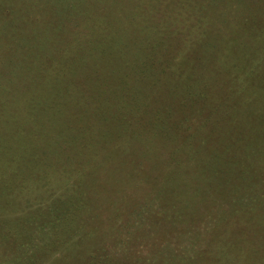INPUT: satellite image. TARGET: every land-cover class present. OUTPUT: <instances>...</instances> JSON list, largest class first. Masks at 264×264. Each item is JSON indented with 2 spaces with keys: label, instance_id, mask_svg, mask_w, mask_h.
Returning <instances> with one entry per match:
<instances>
[{
  "label": "trees",
  "instance_id": "obj_1",
  "mask_svg": "<svg viewBox=\"0 0 264 264\" xmlns=\"http://www.w3.org/2000/svg\"><path fill=\"white\" fill-rule=\"evenodd\" d=\"M142 1L0 0V264H196L200 259L201 245L193 239L181 249H169V240L154 242L140 253L129 237L138 232L132 226L147 217L171 222L172 215L151 211L154 198L159 201L174 185V167L144 192L151 198L125 206L121 196L151 183L141 174L150 155L164 148L172 157L189 144L192 121L184 113L175 117L174 108L221 111L211 95L216 109L205 102L204 79L217 57L207 30L220 28L209 21L215 18L208 13L213 5L240 12L236 35L219 34L223 45L233 47L224 55L230 62L223 96L237 90V70H250L246 79L264 74V0H176L190 15L176 22L180 13L157 9L152 20L144 19ZM197 22L207 30L194 34L190 27ZM257 78L240 87L244 103L264 96V79ZM158 81L169 98L145 103ZM209 117L204 114L198 124L216 128ZM247 117L264 121V105ZM225 123L232 128L231 118ZM245 134L229 146L239 140L243 148L264 150L263 138ZM191 153L203 159L196 149ZM212 157L219 160L217 153ZM207 169L213 177L220 171L210 163ZM178 194L171 203L177 201L180 214L187 215L192 199ZM262 195L253 194L248 204L260 203ZM248 264L264 260L248 257Z\"/></svg>",
  "mask_w": 264,
  "mask_h": 264
},
{
  "label": "rangeland",
  "instance_id": "obj_2",
  "mask_svg": "<svg viewBox=\"0 0 264 264\" xmlns=\"http://www.w3.org/2000/svg\"><path fill=\"white\" fill-rule=\"evenodd\" d=\"M165 2L168 3V8H166ZM142 6L144 8L142 10L145 13L144 19L148 17L149 21L152 20V12L155 9L169 16H173L172 13L177 11L182 16L175 22L190 18V15L186 14L188 9L183 7L184 11H182L176 0H163L162 4L161 0H143ZM238 8L246 9L242 5ZM233 9L235 8L233 7ZM209 10L208 13L215 17H211L210 23L220 28L210 32L207 27L205 28V26L197 22L190 27V30L194 34L207 30V35L210 38L209 42L215 41V47H213L216 50L213 53L217 57H213L211 65L207 69L209 71L208 78L204 79V85H207L205 93L207 100H204L205 102L207 101L206 104L209 108L211 106L210 109L215 110L216 107H214L212 100L208 97L211 95L213 101L215 100L216 103H219L218 106L221 111L215 114L210 112L206 106H201L202 109L199 111L191 110L187 105L180 109L174 108L175 117L184 113L189 121H192L191 127L187 131V133H190L189 144H183L179 148L178 153L172 157L165 154L164 148L150 155V160H147L148 165L144 167L145 170H142L141 174L146 176L147 181H151V183L144 182L143 192L137 191L132 194L126 191L121 196V200L125 206H132L133 203H139L141 198H151L152 196L144 194V192L151 185L159 183L157 175L165 171L167 167H174L172 179L174 185L169 189H165L159 201L154 198L155 208L151 211V213L158 216L172 215V218L169 219L171 222H165L163 217L159 218L160 221L153 222L147 217L144 222H140L139 226L133 225L132 227H137L135 229L138 232H131L129 237L133 238L140 253L148 252L154 242H159L160 244L162 242L163 244L165 240H169V249L171 247L179 249L186 244V241L193 239L202 248L199 251L200 255L199 253L197 254L200 259L196 260V264H248V257H253L254 262L260 263L264 260V159H259L257 156L264 158V150L262 152H254L249 150V148H243L244 144L238 139V142L231 141L232 145L230 144V147L228 144L230 142L228 141L234 139L235 136L236 138L241 136L242 133L250 136L257 134L260 140L262 138L264 140V121L256 123L255 120H250L247 117L252 113L255 114V110L264 105V96L254 99L253 105H250L248 102L244 103L239 91L240 87H243L244 84L248 86L250 81L254 82L255 79H258V76L261 80L264 79V74L258 71L254 75H249L248 79H246L250 70H237L238 77H236L237 80L235 79L238 83L237 90L233 91L232 95L228 97L223 96L227 93L225 88L227 87L228 89L229 87L226 83L225 73L230 62L229 58H225L224 55L229 56L233 47L228 48L223 45L219 41V34L226 35V33H229L236 35L240 19L236 16L239 15V10L238 12L236 10L235 13L234 10L223 11L220 5H213V8ZM222 18L225 19L226 22L224 21L223 24L227 23L226 26L221 23ZM185 33L188 35V32ZM205 63L207 64V62ZM162 84V81L153 84L151 89L155 91L154 96H148L145 99V103L152 101L157 96L165 99L169 98V95H165L162 90L164 86ZM156 102L157 100L155 104ZM158 105H160V100H158ZM225 106L226 109H222ZM19 110L20 106L15 109L17 112ZM207 110L208 113L206 112ZM204 114H208V117L209 114L211 115L209 120L216 125V128L212 127L209 122L198 124ZM222 114H225V116ZM226 117L228 119L231 118L232 123L229 126L232 128L223 126L228 120ZM192 149H196L198 154L203 156V159L201 160L197 156L196 160L195 154L191 153ZM216 153L219 157L218 161L212 157ZM162 158H166V161L162 160ZM185 158L187 161H185ZM179 159L181 161L184 159V161L180 164L176 163V160ZM195 161L197 162L195 163ZM208 163L215 165V167H220L217 176L209 175ZM250 190H252V194L249 192ZM257 192L263 193L261 202L253 205L248 204V201L252 199V195ZM176 193L180 195L182 193L187 194L189 199H192L189 207L190 213L188 211L187 215L180 214L177 209L179 205L177 201L171 203L173 198L178 199L177 195H175ZM157 202H162V204H157ZM247 204L248 207H246ZM222 213H225V215L219 218ZM189 230H192V232H189ZM168 234L169 239H167ZM138 239L140 241L144 240L143 246H139L140 241ZM215 256H218L216 261H214Z\"/></svg>",
  "mask_w": 264,
  "mask_h": 264
}]
</instances>
